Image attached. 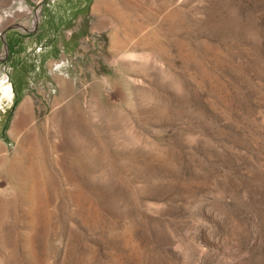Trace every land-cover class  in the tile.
<instances>
[{"label":"rangeland","instance_id":"1","mask_svg":"<svg viewBox=\"0 0 264 264\" xmlns=\"http://www.w3.org/2000/svg\"><path fill=\"white\" fill-rule=\"evenodd\" d=\"M0 77V264H264V0H0Z\"/></svg>","mask_w":264,"mask_h":264},{"label":"bare ground","instance_id":"2","mask_svg":"<svg viewBox=\"0 0 264 264\" xmlns=\"http://www.w3.org/2000/svg\"><path fill=\"white\" fill-rule=\"evenodd\" d=\"M13 85L11 83H8V78H2L0 77V108L3 104V101L5 98H12L13 95ZM25 105V104H24ZM33 110V109H32ZM30 109L29 106H26L22 109V111L19 113L18 117L16 118V120L14 121L13 127H12V133L14 135H18L20 129L24 126L28 114L30 113ZM29 138V137H27ZM23 143L25 142L24 140H26V137H23ZM29 142V141H28ZM32 142V141H31ZM22 142L19 143L18 146H25ZM32 145V144H29ZM20 150V149H19Z\"/></svg>","mask_w":264,"mask_h":264}]
</instances>
